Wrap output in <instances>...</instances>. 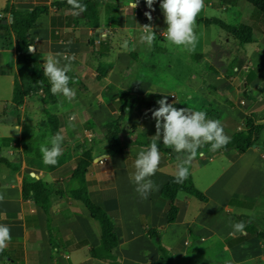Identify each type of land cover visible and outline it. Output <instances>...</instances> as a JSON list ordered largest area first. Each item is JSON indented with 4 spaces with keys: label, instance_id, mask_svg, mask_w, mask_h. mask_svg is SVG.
<instances>
[{
    "label": "crops",
    "instance_id": "0c3cea01",
    "mask_svg": "<svg viewBox=\"0 0 264 264\" xmlns=\"http://www.w3.org/2000/svg\"><path fill=\"white\" fill-rule=\"evenodd\" d=\"M87 1L98 4L97 28L88 25L85 14L76 16L72 9L56 6L67 0H0V20L8 21L0 28V193L5 195L0 201V224L10 227L12 237L0 264H178L193 250L208 263L213 260L212 264H264V239L258 236L264 232V134L257 147L244 154L233 147L195 157L189 172L208 200L181 193L176 200L178 218L168 224L161 193L176 174L178 155L183 154L164 146L161 137V162L151 177L159 190L141 198L131 178L138 153L150 146L156 133L149 111L155 108L121 110L124 92L137 103L153 93L167 96L170 103L176 101L177 108L203 110L207 118L219 119L230 138L243 131L248 116H264V15L256 14L245 0L231 4L204 0L199 19L253 28L254 42L238 43V54L225 57L228 53L224 50L237 40L204 22L197 21L195 51L170 44L160 0L153 5L152 21L144 15L149 11L145 0H139L135 9V0H81ZM43 6L48 13L30 31L29 40L44 67L48 53L74 54L68 75L76 96L69 100L58 93L54 101H44L45 94L40 91L19 106L14 103L19 79L18 37L11 28V11L29 12ZM145 25H151L156 33L151 47L141 39ZM211 50L214 54L210 55ZM215 62L230 67L229 71L217 69ZM64 63L61 60V65ZM179 70L183 73L168 74ZM168 81L176 88L170 89ZM49 116L58 118V132L64 136L63 154L55 166L34 155L37 151L42 155L41 145L50 147V138L56 134L47 128ZM72 116L74 128L69 126ZM118 119L122 120L125 151L110 155L106 126ZM255 124L264 126V120ZM30 144L37 151L27 155L24 146ZM86 151L94 156L87 174L89 196L112 219L118 238L112 258L94 257L92 251L101 246L100 223L91 219L84 204L61 194L76 187L70 178ZM104 155L109 156L95 162ZM26 174H34L48 185L52 241L44 211L24 199ZM240 221L246 225L251 221L255 233H247L245 227L243 233L232 234L231 225ZM160 245L168 250L165 259ZM199 261L194 264H202Z\"/></svg>",
    "mask_w": 264,
    "mask_h": 264
},
{
    "label": "trees",
    "instance_id": "16d2710c",
    "mask_svg": "<svg viewBox=\"0 0 264 264\" xmlns=\"http://www.w3.org/2000/svg\"><path fill=\"white\" fill-rule=\"evenodd\" d=\"M235 1L237 0H218V3L231 4ZM245 1L254 7L256 14L264 15V0ZM83 4L87 5V10L83 14H85V17L88 20V25L94 28L99 27L100 23L98 4L91 1L84 2ZM56 6L71 9V6L68 5L67 2L58 3ZM11 13L14 16L11 28L18 37L17 69L19 79L16 81L15 85L14 103L20 106L24 104L27 98L40 91L45 94L44 101H54L56 97L51 92V84L48 80V77L44 75V65L41 61V55L37 52H28V45L31 44L29 40V33L36 27L38 20L43 15L48 13V8L45 6L37 7L33 11L29 12L12 10ZM197 21L204 22L208 26L216 25L222 28L233 35L241 46H245L254 42L253 28L250 26L242 24L231 26L218 19H209L203 21L198 17ZM4 27L6 26L0 25V28ZM262 78L264 84V73ZM161 98L162 97L159 95L150 93L137 103L130 97L128 92H124L121 98V110L125 112L127 107L131 109H142L143 106L158 108L159 105L156 102ZM259 116H248L245 121V129L235 133L226 147L213 152L209 150L211 147L210 144H206L198 149L196 157H200V153L207 154L209 152H213L218 154L233 147L237 148L240 154L246 153L249 149L261 141V137L264 132V126L256 125L255 123L257 120H264V116H262V118H259ZM121 122L122 120L118 119L106 126L105 140L108 142V153L110 155L123 154L125 151V145L122 142ZM47 128L51 134H55L59 131V121L56 116H49ZM24 141L25 137L22 139L23 143ZM24 150L27 155H32L33 151H37V149H34L32 144H30L28 147L24 146ZM34 155L39 159H43V154L41 155L39 151H37ZM93 162V153L91 151L84 152L83 157L76 162L75 170L72 177L70 178V182L72 185L76 184V187L70 188L66 194H61L84 204L90 212L91 219L100 223L102 229L101 246L98 249H94L92 251L94 257L112 258L114 256L115 250L118 247V238L115 233L114 223L104 209L92 202L88 192L87 174ZM22 190L25 200H32L36 206L44 211L46 215L48 233H50V241H52V197L49 192L48 185L41 180H37L35 177H32L30 174H26L24 176ZM181 193L191 195L202 202H206L208 200V198L196 188L191 174H189L188 179L182 184L175 183V176L171 177L164 186L161 193V200L167 205L166 212L168 224L175 223L178 218L179 209L176 205V200ZM255 231L256 227L251 221H249L246 225V232L253 234ZM150 236L152 235L150 234ZM156 236L158 237V234H156ZM258 236L264 239V232H260ZM160 252L163 259L168 257V250H166V248H164L162 245H160ZM0 256L6 257L7 255L5 251H3L0 253Z\"/></svg>",
    "mask_w": 264,
    "mask_h": 264
},
{
    "label": "clouds",
    "instance_id": "9594fccd",
    "mask_svg": "<svg viewBox=\"0 0 264 264\" xmlns=\"http://www.w3.org/2000/svg\"><path fill=\"white\" fill-rule=\"evenodd\" d=\"M149 11L144 15L149 21L153 20L152 12L155 0H145ZM68 5L73 10V15L79 16L87 10V5L81 0H67ZM139 0L133 2L135 9ZM204 0H160V8L163 12L166 28L167 41L176 46H183L189 51H195L198 43L197 17L204 9ZM145 34L141 39L152 46L156 38V33L151 25L143 26ZM34 44L28 45V52L34 53ZM74 54L57 52L48 53L44 61V75L51 81V92L63 94L69 100L76 96V91L69 87L70 77L68 73L72 70ZM61 60L65 61L61 65ZM159 107L150 109L152 118L155 120L156 133L150 141V146L146 150H141L135 160V174L132 181L136 185L135 191L143 199L153 191H158L159 186L151 179L155 175L161 162L160 148L158 142L161 137L163 145L172 148L178 155L180 163L175 174V183L182 184L189 176V166L196 157L198 149L206 144H210V151H217L230 142V137L225 134L222 122L219 119H209L203 110H192L188 108L175 107L176 101L169 102L167 96L156 102ZM75 116L69 118V126L75 127L73 121ZM64 136L56 133L50 138V147L47 144L41 145L40 151L46 165L55 166L58 158L63 154L62 144ZM203 155V153H200ZM5 199V195L0 193V201ZM233 233H243L246 227L244 221L233 223ZM11 230L6 224H0V253H2L11 241Z\"/></svg>",
    "mask_w": 264,
    "mask_h": 264
},
{
    "label": "rangeland",
    "instance_id": "374dc122",
    "mask_svg": "<svg viewBox=\"0 0 264 264\" xmlns=\"http://www.w3.org/2000/svg\"><path fill=\"white\" fill-rule=\"evenodd\" d=\"M216 30H218V28L216 29ZM221 33L223 34V35H227L224 31H221ZM229 47V46H228ZM225 47H222V49H224ZM241 50V46L238 44V42L236 43V45H234V46H230L229 48H227V49H225L224 50V52L225 53H228L227 55H225V57H227L228 55H232V53H234V54H238V52ZM211 52V53H210ZM223 52V53H224ZM208 53H210V55L211 54H214V51L213 50H211V51H209ZM197 55H194L193 56V59L195 60L197 57H196ZM215 64V67L217 68V69H221L222 71H229V68L230 67H226L225 66V68H222V66L220 65V64H218L217 62H215L214 63ZM232 69L233 68H231L230 69V71L232 72ZM180 71V70H179ZM176 71V72H174V73H169L168 72V74H170V76L171 75H174V74H179V73H183V71ZM172 77V76H171ZM173 81V80H172ZM172 81H168L167 83L169 84V87H170V89H174V88H176L175 86H173V83L174 82H172ZM4 98H8V97H4ZM263 134H264V132H263ZM129 137H127V139H128ZM131 140V139H130ZM64 194H66V193H64ZM189 253V252H188ZM199 259H201V261H199ZM205 258L203 257V255L201 254V255H198V253H196V252H194V250L192 251V254H188L187 256H185L183 259H181L180 261H179V263L178 264H194L196 261H199V263H202V264H207L208 263V261H206V259L204 260ZM213 260H211L208 264H212L211 262H212Z\"/></svg>",
    "mask_w": 264,
    "mask_h": 264
},
{
    "label": "water",
    "instance_id": "95a60500",
    "mask_svg": "<svg viewBox=\"0 0 264 264\" xmlns=\"http://www.w3.org/2000/svg\"><path fill=\"white\" fill-rule=\"evenodd\" d=\"M13 23V16L11 17V20H10V24ZM6 25L8 24V21L7 20H0V25ZM255 147H257L256 145H254ZM109 155H104V156H100L98 158L95 159V162H100L102 161L103 159L107 158ZM35 175L32 174V177H34Z\"/></svg>",
    "mask_w": 264,
    "mask_h": 264
}]
</instances>
